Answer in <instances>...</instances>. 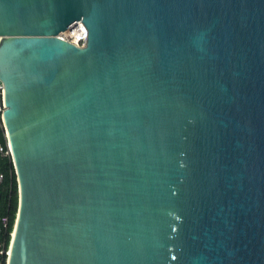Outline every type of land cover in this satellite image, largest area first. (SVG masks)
Wrapping results in <instances>:
<instances>
[{"label": "water", "instance_id": "obj_1", "mask_svg": "<svg viewBox=\"0 0 264 264\" xmlns=\"http://www.w3.org/2000/svg\"><path fill=\"white\" fill-rule=\"evenodd\" d=\"M0 83L6 264H264V0H0Z\"/></svg>", "mask_w": 264, "mask_h": 264}, {"label": "trees", "instance_id": "obj_2", "mask_svg": "<svg viewBox=\"0 0 264 264\" xmlns=\"http://www.w3.org/2000/svg\"><path fill=\"white\" fill-rule=\"evenodd\" d=\"M3 130L0 125V143L4 145ZM0 236L9 239L17 205V190L13 167L9 155H0ZM5 218V226L1 224V218Z\"/></svg>", "mask_w": 264, "mask_h": 264}, {"label": "built area", "instance_id": "obj_3", "mask_svg": "<svg viewBox=\"0 0 264 264\" xmlns=\"http://www.w3.org/2000/svg\"><path fill=\"white\" fill-rule=\"evenodd\" d=\"M57 36L61 39L67 40L77 46H82L85 41L86 37V29L83 23L80 20L75 21L70 26L65 28L64 30L60 31ZM2 107V85L0 83V108ZM1 125V124H0ZM4 135V145L0 143V155H9V148L6 144V137ZM2 175L0 173V181H1ZM1 224L4 227L5 226V218H1ZM1 234V233H0ZM10 237V233H9ZM8 241H5L4 236H0V264H6V258H7V250H8Z\"/></svg>", "mask_w": 264, "mask_h": 264}]
</instances>
